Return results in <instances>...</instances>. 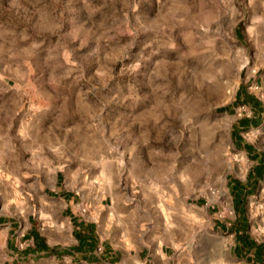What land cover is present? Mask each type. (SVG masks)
Returning a JSON list of instances; mask_svg holds the SVG:
<instances>
[{
    "label": "rangeland",
    "instance_id": "rangeland-1",
    "mask_svg": "<svg viewBox=\"0 0 264 264\" xmlns=\"http://www.w3.org/2000/svg\"><path fill=\"white\" fill-rule=\"evenodd\" d=\"M241 89L262 109L242 143L264 153V0H0V216L18 221L13 241L31 242L32 222L47 243H74L58 225L70 190L85 219L105 230L116 212L179 264H264L234 250L230 228L231 185L256 163L232 134L253 114ZM242 207L264 243V177ZM0 230V264H15Z\"/></svg>",
    "mask_w": 264,
    "mask_h": 264
},
{
    "label": "crops",
    "instance_id": "crops-1",
    "mask_svg": "<svg viewBox=\"0 0 264 264\" xmlns=\"http://www.w3.org/2000/svg\"><path fill=\"white\" fill-rule=\"evenodd\" d=\"M261 114L257 109H253V117L247 119L249 120V128L255 126L254 124L259 120ZM241 132V130L238 131L239 136H241ZM56 188H59V185H56ZM61 193L64 204L61 210V220H58V225L64 227L65 221L68 220L72 227L71 233L75 242L70 245L49 244L43 235L38 232L35 225L30 222L31 225L25 229L23 237L24 239L31 240V242L25 247L19 248L13 241L19 227L18 221L14 218L0 216V225H6V251L13 263H29L30 261L33 262L50 256L59 258L64 255L69 256L71 258L70 260L75 264L180 263L174 257L176 249L164 240L162 241L161 237H157L154 234H147L144 229L134 231L123 228L119 229L114 223L116 218H118V213L116 212L114 215L106 213L105 218L107 221L106 229L104 230L103 225H100L97 220H87L79 212L74 210L75 206L82 203L72 191L65 190L61 191ZM100 202H102V199H100ZM232 203L234 205L233 196ZM102 206L101 203L98 207L101 208ZM210 208L215 209L216 205H211ZM95 215L97 216V214ZM112 223L114 225L111 228ZM212 228L222 233L229 231L225 219H215ZM34 232L38 235V248L35 247ZM235 241L234 250L241 253V246L237 242L236 237ZM43 245L54 248V250L50 252L48 249H43L41 248ZM234 253L237 257L236 252ZM249 255L253 256L251 253Z\"/></svg>",
    "mask_w": 264,
    "mask_h": 264
},
{
    "label": "trees",
    "instance_id": "trees-1",
    "mask_svg": "<svg viewBox=\"0 0 264 264\" xmlns=\"http://www.w3.org/2000/svg\"><path fill=\"white\" fill-rule=\"evenodd\" d=\"M236 99L248 104L252 111L253 109H257L258 112L262 113L260 101L242 89L240 90ZM247 119L250 118L244 117L233 125L232 134L235 140L239 143H242L243 141L241 136L238 135V131L249 128V120ZM242 146L252 155L251 158L254 159L256 163L249 171L246 183L242 184L239 181L234 180L231 185V190L233 192L232 196L234 199V208L238 211L239 220L237 222H233L230 228L232 229L231 231L234 232L236 240L241 246V252L245 254L246 259H252V261H254V259H258L262 255V252L264 251V243H258L248 235V220L244 214L242 206L245 196H247L253 190L256 180L264 177V153L256 151L252 144L249 143H242ZM33 237L35 241V247L38 248L39 243L36 232L33 233ZM41 248L48 249L50 252L54 250V248L47 247L45 245H43ZM250 253L253 256H250Z\"/></svg>",
    "mask_w": 264,
    "mask_h": 264
},
{
    "label": "built area",
    "instance_id": "built-area-1",
    "mask_svg": "<svg viewBox=\"0 0 264 264\" xmlns=\"http://www.w3.org/2000/svg\"><path fill=\"white\" fill-rule=\"evenodd\" d=\"M239 109L243 110L247 116H250V114L252 112L250 107H248L245 103H242L241 106L239 107ZM82 209L85 210L84 207Z\"/></svg>",
    "mask_w": 264,
    "mask_h": 264
}]
</instances>
